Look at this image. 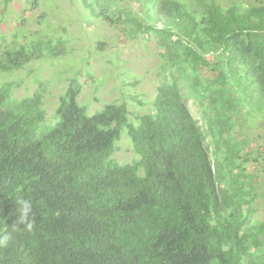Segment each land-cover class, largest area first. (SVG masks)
I'll list each match as a JSON object with an SVG mask.
<instances>
[{"label":"trees","instance_id":"obj_1","mask_svg":"<svg viewBox=\"0 0 264 264\" xmlns=\"http://www.w3.org/2000/svg\"><path fill=\"white\" fill-rule=\"evenodd\" d=\"M78 2L89 27L156 39L159 86L136 121L128 99L91 114L82 63L50 120L44 90L20 99L19 83H0V227L14 225L17 196L36 220L0 246V264H264V0ZM47 16L35 35L0 32V76L73 55ZM125 136L134 158L121 164Z\"/></svg>","mask_w":264,"mask_h":264},{"label":"rangeland","instance_id":"obj_2","mask_svg":"<svg viewBox=\"0 0 264 264\" xmlns=\"http://www.w3.org/2000/svg\"><path fill=\"white\" fill-rule=\"evenodd\" d=\"M40 1V6L35 8L29 3L30 0H10L5 21L0 24V32L8 35L7 38L10 39L11 32L23 26L24 31L35 35L44 28L38 22L39 13L46 12L51 24L46 31L50 32L54 27L64 25L68 37L72 38L70 46L75 52L71 57L36 61L26 69L1 75L0 83L8 80L19 83L15 96L20 99L32 95L37 89L44 90V107L52 120L59 106L60 96L68 88L69 79L73 77V73H68V70L71 71L83 63L85 72L80 76L82 93L79 101L82 105L90 107L91 114L102 110L108 103L121 104L126 99L132 115L134 114L133 121H136L135 115L147 113L149 107L141 106L139 101L152 102L159 86L157 73L160 57L156 39H132L127 25L112 26L95 20L93 26L89 27L83 21V15L87 16L88 13L78 0L75 3H72V0ZM220 1L224 6H228L233 0ZM133 6L138 8L136 3H133ZM4 9L3 0H0V13H3ZM19 13H23L26 18L24 24L15 21ZM100 41L108 46L105 52L97 51V43ZM134 96H137L136 102L132 100ZM189 108L192 114L198 117L195 105L189 103ZM128 140V136L123 137L115 154L121 164L131 163L134 158L132 144ZM249 168L252 170L253 165ZM261 186L264 190V183ZM263 193L264 191L260 192L261 195ZM255 206L259 208L258 219L263 221L264 200L259 198Z\"/></svg>","mask_w":264,"mask_h":264},{"label":"clouds","instance_id":"obj_3","mask_svg":"<svg viewBox=\"0 0 264 264\" xmlns=\"http://www.w3.org/2000/svg\"><path fill=\"white\" fill-rule=\"evenodd\" d=\"M13 215L16 216V221L11 230L6 227H0V246L7 245L12 239L13 234L21 232L30 233L34 231L36 227V220L33 214V204L30 199L17 196L16 208Z\"/></svg>","mask_w":264,"mask_h":264}]
</instances>
